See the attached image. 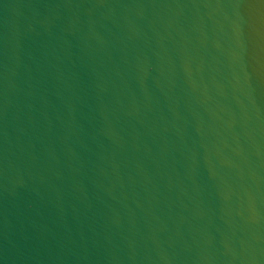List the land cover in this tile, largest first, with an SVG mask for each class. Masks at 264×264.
<instances>
[{"label": "water", "instance_id": "95a60500", "mask_svg": "<svg viewBox=\"0 0 264 264\" xmlns=\"http://www.w3.org/2000/svg\"><path fill=\"white\" fill-rule=\"evenodd\" d=\"M0 264H264V0H0Z\"/></svg>", "mask_w": 264, "mask_h": 264}]
</instances>
